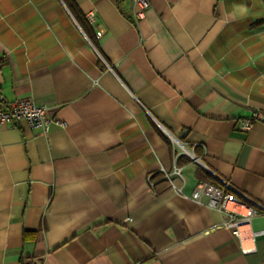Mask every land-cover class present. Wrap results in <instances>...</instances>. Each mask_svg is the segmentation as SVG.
<instances>
[{"label": "crops", "instance_id": "obj_1", "mask_svg": "<svg viewBox=\"0 0 264 264\" xmlns=\"http://www.w3.org/2000/svg\"><path fill=\"white\" fill-rule=\"evenodd\" d=\"M136 10L0 0V92L66 123L0 129V264H264V215L238 239L191 199L226 181L264 206V0Z\"/></svg>", "mask_w": 264, "mask_h": 264}, {"label": "built area", "instance_id": "obj_2", "mask_svg": "<svg viewBox=\"0 0 264 264\" xmlns=\"http://www.w3.org/2000/svg\"><path fill=\"white\" fill-rule=\"evenodd\" d=\"M137 8L135 17L138 19L143 18L144 11L148 6V0H134ZM262 115L259 112H253L249 118L242 120L239 128L243 131H249L254 122L259 121ZM20 121H25L30 127L40 129L43 133H47L52 125L58 127H65L66 123L56 117H51L47 113V108L43 105L36 104L32 100H8L0 92V129L5 125L16 127ZM174 174H179V169L175 168ZM165 177L172 184L176 185L169 177ZM152 184V183H150ZM179 191V187H176ZM236 194L242 196L239 199ZM206 199V204L209 207L217 209L224 213L225 221L223 226L229 229L234 238H240L242 229L248 226L251 219L259 214L264 215V206H261L249 197L242 195L228 182L222 181V186L212 185L210 183L200 181L195 186L191 194V199L197 203H201L202 199ZM239 203L244 207L243 212L234 210L231 206ZM264 235V230L255 231L252 237ZM255 249H242L243 253H249Z\"/></svg>", "mask_w": 264, "mask_h": 264}, {"label": "trees", "instance_id": "obj_3", "mask_svg": "<svg viewBox=\"0 0 264 264\" xmlns=\"http://www.w3.org/2000/svg\"><path fill=\"white\" fill-rule=\"evenodd\" d=\"M116 3H117V1L118 0H114ZM34 258V257H33ZM38 258V260L40 261V262H42V256H39V257H37ZM30 259H32V258H30ZM20 264H30V262L29 261H27V262H24V260L22 259L21 261H20Z\"/></svg>", "mask_w": 264, "mask_h": 264}]
</instances>
